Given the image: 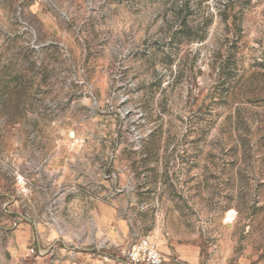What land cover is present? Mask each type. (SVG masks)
<instances>
[{
	"label": "rangeland",
	"instance_id": "rangeland-1",
	"mask_svg": "<svg viewBox=\"0 0 264 264\" xmlns=\"http://www.w3.org/2000/svg\"><path fill=\"white\" fill-rule=\"evenodd\" d=\"M76 208L166 264H264V0H0V264H117L69 246Z\"/></svg>",
	"mask_w": 264,
	"mask_h": 264
},
{
	"label": "crops",
	"instance_id": "crops-1",
	"mask_svg": "<svg viewBox=\"0 0 264 264\" xmlns=\"http://www.w3.org/2000/svg\"><path fill=\"white\" fill-rule=\"evenodd\" d=\"M68 152L69 151L67 149L66 153ZM64 160H66V158L62 155V153L57 152L50 162H46L44 164L42 168V172L37 177V182L40 184H46V185L49 184L53 186H57L61 184L62 181L66 178L67 172L69 170ZM47 201L49 202L50 199H48ZM90 201L94 203V206L96 208L98 209L100 208L106 211L107 213H109L110 205L107 203V201L104 200L103 197L101 199L92 198L90 199ZM73 214L76 217L83 216L84 214L87 216L86 222H81L78 226L79 228L77 229V232L81 234L82 236L81 238L82 240L79 241V237L77 236V244L69 245L70 247L75 246V247L80 248V256L82 258H85L91 262L92 259L96 256L94 252L103 245H105L106 248L114 247L117 250L118 257H120V251L131 245V244H99L97 243L96 237L100 235V232L102 229H100L99 226L95 223V221L91 219L93 218L95 214V210L93 209L91 210L90 208H87L86 210H80L76 208ZM39 227L40 228H38L39 230H37L38 231L37 234H39L40 236H38L37 238L40 239L39 241L42 244H59V242L65 243L66 241H68L67 236H65L66 234L61 236V234L54 227H51L50 225H45V226L39 225ZM96 233H98L97 236L95 235ZM70 239L72 240L73 237H71ZM173 246H175V248L177 249V252H179L178 251L179 244H171V247ZM70 247H65L66 250L63 249L62 253L69 254V251L67 250H72ZM183 249H186L187 251H189L190 244H183ZM192 249L194 250V248ZM158 250L165 257L164 264H166L167 259H166L165 254L163 253V250L160 247L158 248ZM182 252L184 253L186 251H182ZM177 254L179 255L180 253H177ZM184 254L186 255V257H188L190 261L194 262L193 261L195 259L194 257H196L195 252H194V255L192 254L191 256H189L187 253H184ZM181 257L183 259H186L185 256H181ZM65 264H69V262L66 261Z\"/></svg>",
	"mask_w": 264,
	"mask_h": 264
},
{
	"label": "built area",
	"instance_id": "built-area-1",
	"mask_svg": "<svg viewBox=\"0 0 264 264\" xmlns=\"http://www.w3.org/2000/svg\"><path fill=\"white\" fill-rule=\"evenodd\" d=\"M84 145V140L80 137H75L71 140L68 151L77 153ZM15 185L22 193L29 192L25 176L18 175L14 179ZM165 257L158 250L157 246L152 242L150 237H141L134 241L129 247L120 251V257L117 264H164Z\"/></svg>",
	"mask_w": 264,
	"mask_h": 264
}]
</instances>
